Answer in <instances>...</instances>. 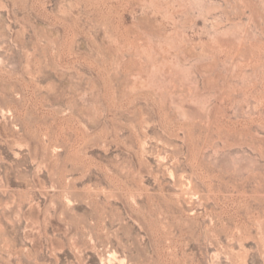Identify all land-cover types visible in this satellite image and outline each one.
<instances>
[{
    "label": "rangeland",
    "instance_id": "374dc122",
    "mask_svg": "<svg viewBox=\"0 0 264 264\" xmlns=\"http://www.w3.org/2000/svg\"><path fill=\"white\" fill-rule=\"evenodd\" d=\"M0 264H264V0H0Z\"/></svg>",
    "mask_w": 264,
    "mask_h": 264
},
{
    "label": "bare ground",
    "instance_id": "6f19581e",
    "mask_svg": "<svg viewBox=\"0 0 264 264\" xmlns=\"http://www.w3.org/2000/svg\"><path fill=\"white\" fill-rule=\"evenodd\" d=\"M111 258V257H110ZM112 260V259H111Z\"/></svg>",
    "mask_w": 264,
    "mask_h": 264
}]
</instances>
